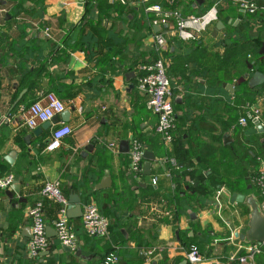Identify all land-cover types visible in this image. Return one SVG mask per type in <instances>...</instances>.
I'll use <instances>...</instances> for the list:
<instances>
[{"label":"crops","instance_id":"1","mask_svg":"<svg viewBox=\"0 0 264 264\" xmlns=\"http://www.w3.org/2000/svg\"><path fill=\"white\" fill-rule=\"evenodd\" d=\"M38 1L0 0V177L14 176L9 187L0 188V264H103L111 250L118 253L119 264H181L190 245L203 255L199 264H240L228 257L246 242L236 236L247 228L246 200L261 195L256 166L244 156L236 132L241 128V141L264 143V122L262 130L253 123L255 130L250 125L231 128L240 115L232 104L236 86L243 93L254 89L249 85L254 73L233 74L240 78L238 84L216 76L221 60L231 64L230 58L240 55L255 56L251 68L255 61L263 66L258 40L264 42V20H246L250 16L239 8L240 0H146L182 14L202 13L213 3L219 8L217 20L196 41L180 40L172 21L157 32L166 41L162 57L175 115L173 139L166 144L155 132L156 116L146 96L136 87L139 65L154 56L155 32L147 27L152 14L145 10L146 2ZM89 4L98 19L88 18ZM133 6H144L143 13ZM67 25L78 32L68 46ZM236 29L245 30L242 38L238 34L234 39ZM87 31L96 38L92 50L81 44ZM249 31L254 37H248ZM238 65L244 68L245 60ZM262 66L256 71L264 74ZM47 92L65 104L55 125L72 129L52 151L45 147L55 125L44 129V121L30 128L19 111L32 101L45 102ZM251 98L244 95L264 116V90ZM67 109L70 116L63 122ZM133 137L155 155L151 175H143L142 168L138 174L131 170ZM46 182H58L65 197L66 216L79 242L75 250L57 238L53 221L62 204L40 195ZM233 193L244 200L231 202ZM70 198H78L82 210L89 201L100 205L101 214L112 221L108 233L88 236L82 213L73 216L68 209ZM39 200L49 245L31 258L27 211Z\"/></svg>","mask_w":264,"mask_h":264},{"label":"built area","instance_id":"2","mask_svg":"<svg viewBox=\"0 0 264 264\" xmlns=\"http://www.w3.org/2000/svg\"><path fill=\"white\" fill-rule=\"evenodd\" d=\"M120 1L124 2V0ZM140 1L146 2V0ZM238 5L244 13L249 15L254 14L257 10L255 1L240 0ZM145 10L153 15L152 25H160L162 27L163 25H169L170 21H172V28L176 36L183 41L196 40L218 18L217 9L214 6L209 7L201 14H182L178 9L165 11L158 3L146 5ZM153 36L158 56L150 63H142L139 65L142 73L137 77L136 87L140 93L146 96L147 107L156 116L155 132L167 144L173 139L175 115L170 79L166 71V62L162 57L166 41L160 33H155ZM43 97L45 102L35 100L26 106L20 107L19 111L23 116L26 126L33 128L38 122L48 121L65 109L63 100L55 93L47 92ZM259 115L260 111L258 108L249 106V110L237 118L236 125L238 127H245L249 122L253 123L254 120H259L260 122ZM231 128L234 129L233 126ZM71 131L72 129L68 124L62 123L55 125L45 149L48 151L58 149L63 139ZM144 151L145 146L143 142L136 137L131 138L129 155L131 170L135 174L141 171L144 161ZM13 180L14 176L12 174L0 177V188L9 187ZM152 182L155 183L156 178H152ZM255 182L260 189V205L264 208L263 160L259 161ZM40 195L43 198H50L62 204L59 216L53 221V225L59 242L75 250L79 242L66 216V200L61 193L58 182H46L40 190ZM43 210V203L39 200L27 211L30 218L31 230V238L27 243V253L31 258L38 256L49 245V240L45 232L46 222ZM81 224L82 229L88 236L101 237L108 233L109 220L101 214L97 205L92 201L83 205ZM230 238L232 239L233 237L231 236ZM240 250L242 253L239 254ZM259 252H261V243H238L236 252L231 253L228 259L231 262L237 261L240 264H255L254 255ZM185 260L186 264H199L203 260V255L196 245H190L185 250ZM117 262L118 254L115 251L107 253L103 260V264H117Z\"/></svg>","mask_w":264,"mask_h":264},{"label":"trees","instance_id":"3","mask_svg":"<svg viewBox=\"0 0 264 264\" xmlns=\"http://www.w3.org/2000/svg\"><path fill=\"white\" fill-rule=\"evenodd\" d=\"M38 1V0H37ZM41 1V0H40ZM40 1H38L37 3H39ZM120 1V0H119ZM125 2L126 1H128V0H124ZM248 1H255L256 2V4H257V10H256V12L254 13V14H252V15H249L250 17H248L246 20H250L251 22H253V23H255V21H258V22H260V23H262L263 22V20H264V11L262 12V13H259L258 12V8L260 7L261 9H263L264 10V0H248ZM148 3L146 2V5H147ZM91 5L92 4H89L88 5V7H87V9H88V18L89 19H98V17L99 16H95L94 17V10L93 9H91ZM144 5V4H143ZM213 5H215V8L217 9V7H216V4H214L213 3ZM143 8H139V7H135V6H133V7H131V8H133V9H136V12L137 13H143V9H144V6H142ZM207 9V8H206ZM39 12V14H42V12H43V7H41V8H39V10H38ZM218 11H219V8L217 9V13H218ZM199 14H201V13H199ZM152 18H153V15L149 18L150 20V24H148L147 22V24H148V26L147 27H149V30L152 32ZM214 24V22L213 23H211L209 26H211V25H213ZM256 24V23H255ZM208 26V27H209ZM73 27V25H70V26H66L65 27V29H66V34L67 35H69V39H67V40H65V44L68 46V43L70 42V40L71 39H73V38H75V36H76V32H77V28H74ZM247 28V27H246ZM246 28H244V29H246ZM243 29V30H244ZM245 31V30H244ZM244 31H242V32H240V31H238V29H236L235 31H233L232 33H235L234 34V39L236 38V37H238V34H239V36L242 38V35H243V33H244ZM78 33V32H77ZM203 33V32H202ZM201 33V34H202ZM232 33H228V34H232ZM200 34V35H201ZM199 35V36H200ZM254 35H255V33H253V32H251V31H249L248 32V37H250V36H253L254 37ZM256 35H257V33H256ZM81 44H82V46H86V49L87 50H92V49H94L95 48V46H97V43L95 42V39L94 38H92L91 37V32H89V31H87V33H82L81 34ZM239 39V40H242V39ZM258 39V38H257ZM197 40V39H196ZM196 40H194V41H196ZM227 41H229L228 39H224L223 40V42H225V43H227ZM258 42H259V44H260V46L258 47V50H259V53H263L262 54V56H263V63H264V42H262L261 43V40L259 39L258 40ZM76 47V46H75ZM74 46H71L70 48L71 49H74L75 48ZM152 52L154 51V56H153V58H151L150 60H148V61H145L146 63H150V62H152L157 56H158V53H157V51H156V49H155V47H153L152 48V50H151ZM254 58H255V56H253L252 54H250V57H246V56H242V55H240V57L239 58H230L231 59V64H223L222 65V60L220 61V67H221V69H219V71H217V76H216V79H218V80H220V81H222V80H224V79H230V80H232V79H234L233 78V74H235V73H237L239 76H242L245 72H247V74H249V73H251V74H253V73H255L256 72V70H258V69H260V67L262 66V64L260 63V61H255V64H253V67L251 68V66H250V63H251V61L252 60H254ZM224 60H227V58L226 57H224L223 58ZM245 60V63H246V66L248 67V68H243V67H241V66H239L238 64H239V62H241V60ZM234 62V63H233ZM263 70H264V64H263ZM167 68V67H166ZM250 68V70H248ZM139 69V68H138ZM166 71H167V75L169 76V72H168V69H166ZM139 73L141 74L142 73V71L139 69ZM139 74V75H140ZM234 81H236V84H238V79L236 78V79H234ZM248 89V88H247ZM264 90V83L262 84V85H260V86H257V87H254V89H249V90H246L244 93L243 92H241L240 91V88H238V86H236V90H235V93H234V95H233V101H232V104L233 105H235L237 108V111H239L240 112V115H243V114H245L248 110H249V105H250V103L251 102H247V101H245L244 100V95L246 96V97H249V96H251L252 98L250 99V100H254L255 99V97L259 94V93H261L262 91ZM239 115V116H240ZM238 116V117H239ZM237 117V118H238ZM259 119H260V121H263L264 122V116H262V115H259ZM236 122H237V119H236V121L232 124V126L234 127V128H236V127H238L237 125H236ZM247 125H250V127L253 129V130H255L256 128L254 127V125L252 124V122H249ZM241 129V128H240ZM239 129V131H237L236 133V136H237V138L238 139H236L237 140V144L239 145V147H241L242 149H243V152H244V156H246L247 157V159H248V161H249V164H251V165H254V166H256V172H255V175L257 174V172H258V166H259V161L260 160H263L264 161V151H263V148H264V146H263V144L264 143H260V141L258 140V139H255V140H251V141H249V140H245V138L244 139H242V141L239 139V137H238V133H240L241 135H242V137H243V134H242V131ZM157 134V133H156ZM158 135V134H157ZM240 136V135H239ZM136 138H138L139 139V137H136ZM139 140H141V139H139ZM244 140V141H243ZM142 141V140H141ZM143 142V141H142ZM247 143H250V146H248V144ZM143 144H144V142H143ZM145 146V145H144ZM248 177H250V175L248 176ZM258 192L260 193V189L258 188ZM62 193V192H61ZM63 194V193H62ZM64 196V195H63ZM97 199H98V197H97ZM99 200V199H98ZM59 203V202H58ZM98 207H100V205H98ZM99 209V211H100V208H98ZM101 212V211H100ZM102 213V212H101ZM103 214V213H102ZM243 216H244V218L245 219H247V216H248V208L246 207V206H244L243 207ZM112 228V221L111 220H109V227H108V230H110ZM200 250V249H199ZM111 251H114V250H111ZM111 251H108V253L109 252H111ZM116 252V251H115ZM118 254V253H117ZM254 262H255V264H264V244H261V252H259V253H257V254H255L254 255ZM117 264H119V255H118V262H117ZM164 264V263H163ZM166 264V263H165Z\"/></svg>","mask_w":264,"mask_h":264},{"label":"water","instance_id":"4","mask_svg":"<svg viewBox=\"0 0 264 264\" xmlns=\"http://www.w3.org/2000/svg\"><path fill=\"white\" fill-rule=\"evenodd\" d=\"M85 0H78L79 4L82 5ZM164 27H167V25H163ZM152 29L155 33H157L160 29V25H153ZM248 74H246L247 76ZM264 83V74L256 71L251 79L249 80V85L251 87H257ZM131 87V85H130ZM229 90L232 92L233 85L229 84ZM71 109L65 110V113L62 116L63 122L68 121L70 116ZM58 117L54 116L50 120L46 121L42 128L48 129L52 127V125H55L58 122ZM253 124L256 125L258 130H262V126L259 122V120H254ZM37 130L34 131L36 134ZM123 150V149H121ZM124 151H126V148L124 147ZM143 157L145 159L143 166H142V174L143 175H151V163L155 160V155L150 150H145L143 153ZM108 180V179H106ZM244 200L243 195L238 193H233L231 195V202H242ZM247 204L249 205L250 213H249V219L247 223V228H243L241 230V234H236L237 237H240L242 240H245L246 242H257V243H264V208L261 207L260 202L261 199L258 200L256 198H250L246 200ZM69 203L71 204L69 206V211H72V215L75 216L76 213H82L81 204L79 202L78 198H70ZM74 205V206H73ZM68 211V215H69ZM69 250L70 248L67 247ZM181 264H186V261L184 260Z\"/></svg>","mask_w":264,"mask_h":264},{"label":"rangeland","instance_id":"5","mask_svg":"<svg viewBox=\"0 0 264 264\" xmlns=\"http://www.w3.org/2000/svg\"><path fill=\"white\" fill-rule=\"evenodd\" d=\"M237 79H238V80H240V78H239V77H238Z\"/></svg>","mask_w":264,"mask_h":264}]
</instances>
